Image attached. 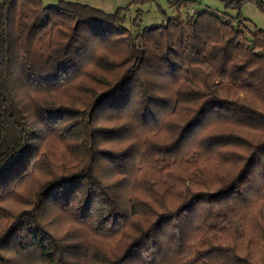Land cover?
Listing matches in <instances>:
<instances>
[{
    "label": "trees",
    "instance_id": "1",
    "mask_svg": "<svg viewBox=\"0 0 264 264\" xmlns=\"http://www.w3.org/2000/svg\"><path fill=\"white\" fill-rule=\"evenodd\" d=\"M123 10L0 0V264H264V30Z\"/></svg>",
    "mask_w": 264,
    "mask_h": 264
},
{
    "label": "rangeland",
    "instance_id": "2",
    "mask_svg": "<svg viewBox=\"0 0 264 264\" xmlns=\"http://www.w3.org/2000/svg\"><path fill=\"white\" fill-rule=\"evenodd\" d=\"M56 0H41L42 3H54ZM82 3H87L95 7H99L106 11H111L116 7L124 8V21L123 24L130 28L133 33H140L139 29L144 26H150L159 23L162 18H166L175 13L184 15L188 8L194 9L209 8L211 11L234 15L236 11L246 18L243 22L246 27H256L264 30V11L260 10L255 2L251 0L243 1L239 7L236 8H224L222 0H185L179 5L172 0H144L142 2H129V0H74ZM136 14L137 18L135 24L131 23L132 17ZM139 43L140 38H136ZM148 167H143L142 173L146 175L154 174L153 169L149 168L151 163H146ZM155 174L157 172L155 171ZM89 231L83 232L81 238L88 240L90 237Z\"/></svg>",
    "mask_w": 264,
    "mask_h": 264
},
{
    "label": "built area",
    "instance_id": "3",
    "mask_svg": "<svg viewBox=\"0 0 264 264\" xmlns=\"http://www.w3.org/2000/svg\"><path fill=\"white\" fill-rule=\"evenodd\" d=\"M192 10H193V8H190V9H188L187 12L190 13V12H192Z\"/></svg>",
    "mask_w": 264,
    "mask_h": 264
},
{
    "label": "crops",
    "instance_id": "4",
    "mask_svg": "<svg viewBox=\"0 0 264 264\" xmlns=\"http://www.w3.org/2000/svg\"><path fill=\"white\" fill-rule=\"evenodd\" d=\"M190 8H193V7H190ZM190 8H188V9H190ZM207 8V7H206ZM209 9V8H208ZM193 10H194V8H193ZM188 11V10H187Z\"/></svg>",
    "mask_w": 264,
    "mask_h": 264
}]
</instances>
